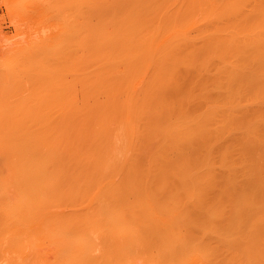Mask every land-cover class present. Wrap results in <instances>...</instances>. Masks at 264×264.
<instances>
[{
	"label": "bare ground",
	"instance_id": "6f19581e",
	"mask_svg": "<svg viewBox=\"0 0 264 264\" xmlns=\"http://www.w3.org/2000/svg\"><path fill=\"white\" fill-rule=\"evenodd\" d=\"M54 1L2 59L0 264H264V0Z\"/></svg>",
	"mask_w": 264,
	"mask_h": 264
},
{
	"label": "rangeland",
	"instance_id": "374dc122",
	"mask_svg": "<svg viewBox=\"0 0 264 264\" xmlns=\"http://www.w3.org/2000/svg\"><path fill=\"white\" fill-rule=\"evenodd\" d=\"M35 1L37 0H0V60L6 59V56H10L8 53L18 51L41 34H48V37L60 34L57 31L60 29L56 28L59 27L57 22L61 16L55 1ZM0 63L3 64V60ZM2 66L5 67L4 64L0 65V72ZM4 70L0 73L1 76L5 75L7 69ZM48 250H51L50 247ZM48 250L46 251L50 252Z\"/></svg>",
	"mask_w": 264,
	"mask_h": 264
}]
</instances>
